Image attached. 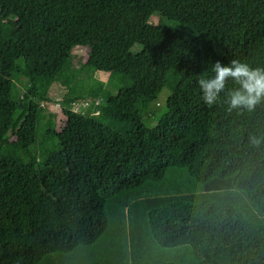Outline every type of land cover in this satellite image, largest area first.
I'll use <instances>...</instances> for the list:
<instances>
[{
	"label": "trees",
	"instance_id": "trees-1",
	"mask_svg": "<svg viewBox=\"0 0 264 264\" xmlns=\"http://www.w3.org/2000/svg\"><path fill=\"white\" fill-rule=\"evenodd\" d=\"M231 59L264 67V0H0V264H264V101L197 84Z\"/></svg>",
	"mask_w": 264,
	"mask_h": 264
},
{
	"label": "clouds",
	"instance_id": "clouds-1",
	"mask_svg": "<svg viewBox=\"0 0 264 264\" xmlns=\"http://www.w3.org/2000/svg\"><path fill=\"white\" fill-rule=\"evenodd\" d=\"M214 75L197 80L205 105L217 103L221 93L228 88L229 81L234 87L227 91L229 110L247 109L252 111L261 101H264V67H251L239 59H231L225 66L219 61L213 64ZM259 144L258 140H253Z\"/></svg>",
	"mask_w": 264,
	"mask_h": 264
},
{
	"label": "rangeland",
	"instance_id": "rangeland-1",
	"mask_svg": "<svg viewBox=\"0 0 264 264\" xmlns=\"http://www.w3.org/2000/svg\"><path fill=\"white\" fill-rule=\"evenodd\" d=\"M148 23L153 25H162L163 19L157 16H151L148 19ZM18 26L22 30H27L21 24ZM86 51L85 48L82 47H74L71 50V58L70 62L72 67L77 70V76L82 80L85 81L87 78V72L84 69H81L85 60ZM92 78L101 81L104 85H106V89L109 92H113L112 83L107 79V74L103 72H94L92 74ZM86 82V81H85ZM89 84V83H88ZM20 84H15V94H20ZM65 93V89L57 83H52L48 90H47V97L49 98V102L44 105L42 109V114L46 117L47 114L52 116V120H54L56 127H58L63 121L64 117L60 113V101L62 98L68 97ZM167 96V91L163 89L157 98L147 106L146 113L142 116V122L147 127H152L153 124L156 122L157 113L160 114L161 108L163 106V102L165 101L164 98ZM95 103L88 102V99L78 100L69 104V109L75 113L79 114H95L93 112V106ZM36 149V147H35Z\"/></svg>",
	"mask_w": 264,
	"mask_h": 264
}]
</instances>
